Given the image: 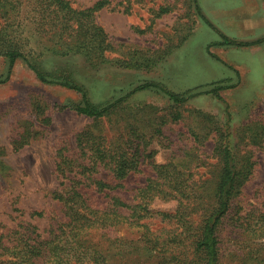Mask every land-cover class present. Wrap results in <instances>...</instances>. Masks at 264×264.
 Wrapping results in <instances>:
<instances>
[{"label": "rangeland", "instance_id": "374dc122", "mask_svg": "<svg viewBox=\"0 0 264 264\" xmlns=\"http://www.w3.org/2000/svg\"><path fill=\"white\" fill-rule=\"evenodd\" d=\"M75 9H86L101 0H67ZM95 14V23L107 36L110 49L103 60H88L70 52L52 32L38 27V14L28 0L19 9L0 10V50L18 48L41 69L59 80L84 88L95 106L121 99L116 109L102 118H89L74 108L81 103L74 91L40 83L22 60L7 77L8 60L0 56V238L10 239L15 231L34 227L47 239L56 225L67 222L57 194L71 186L85 164L77 136L88 131L107 140L125 137L130 126L152 134L151 125L165 115L162 126L168 145L157 139L149 146L153 161L164 163L172 153L195 154L194 189L202 188L204 199L190 209L199 222L212 210L220 172L215 153L219 131L228 135L244 183L235 200L239 214L264 210V0H108ZM159 8L166 9L157 16ZM8 12H5V10ZM222 36L252 43L247 47L222 45ZM152 84L176 94L202 93L183 105H174L155 88L136 91ZM215 86H228L218 96L204 93ZM181 114L179 120H173ZM154 122L150 124L151 120ZM197 133L201 140L193 136ZM64 159L77 161L63 177L58 165ZM155 172L145 161L139 172L128 175L120 188L100 193L82 181L81 193L98 211L112 206L113 197L129 206L138 204L137 194ZM115 186L112 177L97 168L92 179ZM175 201L154 199L149 208L175 211ZM130 217L132 210L120 208ZM39 213L42 216H33ZM151 232L176 229L162 218L139 221ZM114 243L127 264H151L154 255L138 240L136 229L122 226ZM222 264H252L258 253L254 242L233 226L222 230ZM188 257V258H187ZM187 261L192 260L190 253Z\"/></svg>", "mask_w": 264, "mask_h": 264}, {"label": "trees", "instance_id": "16d2710c", "mask_svg": "<svg viewBox=\"0 0 264 264\" xmlns=\"http://www.w3.org/2000/svg\"><path fill=\"white\" fill-rule=\"evenodd\" d=\"M26 0H0V10L19 9ZM33 10L38 14L39 29L52 32L50 41L57 40L65 47V54L78 52L88 60L95 58L103 60L104 54L110 49L107 36L103 29L95 23V14L109 5L108 0L96 2L86 9H75L67 0H28ZM196 5V0H192ZM5 12H8V10ZM166 9L159 8L157 16ZM264 41V40H263ZM222 45L247 47L252 43H241L222 36ZM0 56L8 60L7 77L18 60H22L28 69L35 74L36 79L43 84H53L74 91L81 98V103L74 110L89 118H102L118 107L121 99L107 105L95 106L86 96L84 88L66 80H59L44 72L41 67L29 60L18 48L0 50ZM5 79V80H6ZM3 80V81H5ZM3 81H0L2 83ZM148 88L159 89L166 94L174 105H183L189 99L202 93L187 92L176 94L160 86L146 84L139 86L136 91ZM230 89L228 86H215L204 92L218 96L219 91ZM181 114H175L173 120H179ZM167 117L162 115L159 121L151 125L152 134L140 131L136 126H130L125 137L107 140L103 136H95L84 131L78 134L77 140L85 164L64 159L58 165L60 174L72 170L77 164L83 170L77 180L71 181V186L57 199L63 204L67 222L56 225L49 231L47 239H41L34 227L26 228L23 232L15 231L10 239L0 238V264H127L122 260L121 250L112 248L114 243H123L118 236L122 226L136 229L138 240L154 255L151 264H222L221 249L223 240L222 230L233 226L242 235H248L254 242L251 250L258 253L255 264H264V210L255 209L244 215L239 214L235 205L236 197L244 183L242 170L237 167L236 157L232 151L228 135L219 131L217 134L215 153L220 163V172L214 190L212 210L196 222L192 220L190 209L199 206L204 199L202 188L194 189L193 164L195 154L184 151L181 155L172 153L161 164L153 161L155 152L149 146L157 139L158 144L167 141L162 126ZM154 122L151 120L150 124ZM197 142L201 138L193 132ZM164 148L168 145L163 143ZM147 161L155 172L156 177L150 180L138 191V204L129 206L120 199H111V208L94 210L80 192L82 181L94 186L100 193L122 187L121 182L130 174L139 172L140 166ZM101 168L115 182V186L98 179H92V173ZM154 199L165 202L175 201L174 212H158L149 208ZM120 208L132 210L130 217L123 216ZM33 216H42L33 213ZM162 218L167 223L174 224L176 229L154 233L139 224L142 219ZM192 256L187 261V255ZM187 257V258H186ZM254 264V261L253 263Z\"/></svg>", "mask_w": 264, "mask_h": 264}]
</instances>
